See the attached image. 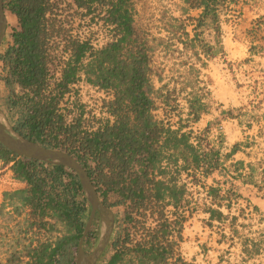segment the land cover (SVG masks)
I'll use <instances>...</instances> for the list:
<instances>
[{
	"label": "trees",
	"instance_id": "1",
	"mask_svg": "<svg viewBox=\"0 0 264 264\" xmlns=\"http://www.w3.org/2000/svg\"><path fill=\"white\" fill-rule=\"evenodd\" d=\"M184 1L203 4L204 15L215 20L216 6L225 0ZM2 2L4 10L16 17L15 24L6 29L8 44L0 51V80L9 89L4 104L14 111V129L21 135L75 156L101 201L113 210L112 254L104 264H117L125 253L134 254L140 264H192L179 249L186 217L174 212L176 217L170 219L166 213L167 205L175 209L188 205L184 187L176 184L174 175L169 176L168 166L181 161L184 171L202 168L205 175H211L219 168L218 149L202 139L195 147L189 141L190 131L173 129L154 116L153 47L149 35L135 23L132 0H74L77 7H86L105 25L113 26L114 39L99 48L73 43V64L64 69L58 84L62 94L82 69L87 82L112 91L107 109L114 119L96 128L83 118L81 108L67 123L57 111L58 100L42 96L48 0ZM86 52L87 62L79 64ZM201 109L196 100L190 104L194 121ZM0 160L11 163L15 180L26 184L24 189L5 194V199L20 202L30 214L24 231L17 230L27 244L13 240L8 264H74L73 249L90 209L76 174L60 164L20 157L1 144ZM209 193L217 197L218 189L209 187ZM206 212L210 218L223 217L215 208ZM147 218L153 226H146ZM52 221L65 229L53 245L43 236L53 229ZM139 227V238H131V230Z\"/></svg>",
	"mask_w": 264,
	"mask_h": 264
},
{
	"label": "crops",
	"instance_id": "2",
	"mask_svg": "<svg viewBox=\"0 0 264 264\" xmlns=\"http://www.w3.org/2000/svg\"><path fill=\"white\" fill-rule=\"evenodd\" d=\"M173 1L174 5L169 17L172 21L170 23L174 25L170 24L172 27L168 28L169 32H164L162 35L167 42L173 43L171 47L177 48V54L183 55L184 59L188 56V59L181 61L182 65L178 67L180 70L177 71V74L168 73L166 79H158L153 74L151 79L154 91L157 94V92L171 90L178 75L180 76L178 80L183 83L188 79L190 71L195 72L194 79H198L196 80L197 84L192 89L188 88L187 91L189 92L181 93V96L184 105L188 108L196 100L204 109L197 113L198 119L195 124L183 127L176 123L175 125L171 124V127L173 129L182 127L181 131H187L191 128L195 134L206 133L211 141L214 134L220 131L225 141L222 148L223 159L219 164L221 167L206 178V183L215 190L219 186L224 188L231 186L243 195L249 194L255 208L264 215V103L255 105L256 107L253 109L250 108L252 95H249L248 89L246 90L244 87L236 88L234 83L233 77L237 75L241 80L242 77H239L241 74L228 72L222 64V57L231 64L240 62L243 64V68L250 72L253 79H264V32L252 30L253 21L256 17L264 14V5L259 4L256 9L238 0L235 2L226 0L225 7L220 8L222 14L218 15L217 13V19L212 20L209 14L204 15L203 4L197 5L196 1ZM257 1L261 3L264 0ZM219 5L220 3L217 4V6ZM4 12L7 23L6 29H8L9 26L15 24L16 17L5 10ZM232 21L235 23L233 24ZM220 76H223L224 82L229 88L224 99L215 97L213 92L201 93L206 90L203 88V85L208 83L206 79L215 81ZM176 82L177 86L179 83ZM5 101L6 97L3 102ZM185 109L183 108V110ZM24 188H26V184L15 180L11 169L0 177L1 228L16 229L18 232L24 231L30 215L29 209L22 206L20 202L14 201L13 204L9 202V199H5V194L9 195L11 192ZM224 212L225 210L221 212L222 215ZM207 216L209 217V214L206 212ZM210 219L221 221L224 217ZM52 223V234L61 236L65 233L61 223L55 221ZM234 226L241 229L238 225ZM242 232L234 228L231 237ZM12 234L14 235L13 240L19 238V245L27 244V240L22 239L23 234L15 232ZM245 236L247 235L245 234ZM245 236H243L244 241L250 240V237L246 238ZM8 237L11 238L10 234ZM226 238L228 239V237H224V239ZM218 239L212 240L210 245L207 244L211 247L207 250L208 257L214 256L209 260L207 259V262L204 261L205 264H217L223 256L227 261L222 260V264H264V254H258L264 239L252 243L251 247H245V257L241 255L237 245L232 246L231 238L227 243ZM199 242L202 246L203 242L200 240ZM229 248H232V252L226 254L225 252ZM221 253L226 255H221ZM185 259L187 260V258ZM117 264H140V261L134 254L125 253Z\"/></svg>",
	"mask_w": 264,
	"mask_h": 264
},
{
	"label": "built area",
	"instance_id": "3",
	"mask_svg": "<svg viewBox=\"0 0 264 264\" xmlns=\"http://www.w3.org/2000/svg\"><path fill=\"white\" fill-rule=\"evenodd\" d=\"M171 1L174 4V1ZM132 2L134 7V0H132ZM226 4L227 1L225 0L221 1L219 6H216V12L218 15L222 14V9L220 8L223 6L225 7ZM46 6L47 11L45 13L44 25L49 35L44 46L46 75L45 84L41 91L42 96H47L48 99L55 98L58 100L57 111L65 116L67 123L71 122L74 116L79 115L80 108L83 111V118L90 120V125L93 126V128H96L105 122L111 123L114 116L111 115L107 109V102L113 97L111 90L87 82L82 69L78 71L75 81L69 83L66 91L62 94H60L58 84L62 80L64 69L67 68L69 63L73 64V43H90L93 47L99 48L114 39V32L112 31L113 26L105 25L103 20L99 19V17L90 14L86 7H77L74 0H48ZM90 20L97 21L96 23H98L106 32L104 42L99 45H96L92 38H90ZM159 30L161 32H169L167 26L165 28L162 27ZM87 57L88 52L85 53V57L81 59L79 64L86 63ZM222 64L223 68L228 72L241 74V76H239L242 77L241 80H239L236 74L233 79H238L237 82L239 84L242 83V87L246 90L248 89L249 94L255 90V93H260V96L264 97V79H253L250 72L246 71L243 68V64L240 62L237 64H231L222 57ZM93 94H96V99L93 98ZM156 100L157 99L155 98V101ZM185 108L186 109L180 117L181 119H187L189 125L186 124L183 127H188L195 124V121L193 120V114L190 112V108L187 106H185ZM154 113L155 109L153 110V114ZM154 116L157 118L155 114ZM157 119L168 124L164 119ZM169 125L171 126V124ZM188 131L191 132L189 141L195 147L199 145L201 139L204 140V144H207L208 147L217 146L218 161L220 164L223 159L222 148L225 145L223 134L220 131H217L211 141L206 133L201 132V134H195L191 128L184 132ZM219 146H221V148H219ZM162 164L163 166L167 165L166 162H163ZM181 165L182 162L178 161L177 165L170 164L168 167L171 171L169 176L174 175L176 178V184L184 187V200L189 202L188 199L192 196L194 201H196V195H201L205 198L206 205H208L207 209L216 208L220 212L225 210L223 213L224 218L226 215H229V218L234 215L237 217V221L244 223L245 227L243 232L244 234L246 233L247 238L250 237V240L244 241L242 237L238 238L232 236V246L237 245L241 255L245 257V247H251L252 243L260 242V239H264V215L262 212L255 208L249 194L243 195L231 188V186L229 188L219 186L218 196L214 197L209 193L210 186L206 183V178L210 175H205L202 168L184 171L181 169ZM227 174L230 175L229 172H227ZM184 210L185 207H178L175 209L171 204L166 206V213L168 216L170 215V219L176 217V215H173L174 212L186 217ZM241 218L243 220H241ZM184 222H182V236ZM43 236L44 239L48 240L52 245L56 238L59 237V235L52 234V230L47 232L44 231ZM131 238H133L132 233ZM182 241L180 242V245L182 244ZM231 252L232 248H229L228 254ZM258 254H264V242L263 245L260 246Z\"/></svg>",
	"mask_w": 264,
	"mask_h": 264
},
{
	"label": "rangeland",
	"instance_id": "4",
	"mask_svg": "<svg viewBox=\"0 0 264 264\" xmlns=\"http://www.w3.org/2000/svg\"><path fill=\"white\" fill-rule=\"evenodd\" d=\"M238 1H241L243 4H248L256 9L258 8L259 4L264 5V1H261V3H259L257 0L254 1L238 0ZM134 4H135L134 5L135 19H136L135 23L149 35L150 44L153 47L152 69L154 71L155 77L163 80L166 79L168 73L177 74V71L180 70L178 67L182 65L181 61L187 60L188 56L184 59L182 57L183 55L177 54L176 53L177 48L171 47L173 43L169 41L167 42V40L162 35L164 32H161L159 30L162 27L165 28L166 26L169 29L172 27L170 24L173 23H170L172 21L170 20L169 15H171V9L174 5L173 2L171 0H134ZM262 16H264V14H261L260 17H256V19L253 21L252 30L254 32H264V17L261 18ZM96 22L97 21L90 20V38H92L93 42L96 45H99L100 43L104 42L106 38V32ZM232 23L234 24L235 22L232 21ZM8 40L9 37L5 32V36L0 45V51L4 50L5 46L8 44ZM1 64L2 63L0 62V72H1ZM195 75H196L195 72L190 71L188 79L186 80V82L183 83H181L182 82L181 80H178V78L180 77L178 75V78L173 83L171 90H166L164 92L162 91L159 93L157 92L156 94L157 100H156L155 113H154L157 116V118L164 119L168 124H172V125H175L176 123H178L181 126H184L186 124L189 125L187 119H181L180 117V115L182 116L184 112L183 108H185L181 93L189 92L187 91V89L188 88L192 89L193 86L197 84L196 80L198 79H194ZM237 80L234 79V83L237 85L236 88L242 87L243 86L242 83L239 84ZM176 81H178L179 83L177 86H176L177 83ZM206 82L208 83L203 85V88L204 89L206 88V90H204V92L202 91L201 93L209 94L213 92L215 97L222 99H224V97H226V95L228 94L229 88L228 85L225 84L223 76H220L215 81H211V80L209 81L208 79H206ZM250 93L252 94L250 108L253 109V107H256L255 105L264 103V97H261L260 93H255V90ZM8 94H9V89L0 80V109L5 114V117L9 122V125L14 127L16 120L15 114L13 113L14 111L7 110L8 108L3 102L4 98ZM95 95L96 94H93L94 99L97 98L95 97ZM10 166L11 163L4 164L3 161L0 160V177H2L7 170L11 169ZM188 201H189L187 203L188 205L185 206V210H184L186 215V221L184 222V226H183V241L182 244L180 245V251L190 263L205 264V262H207V259L209 260L210 258H212V256H214L211 255L210 258L208 257L209 253H207V250L208 248L211 247H209L207 244L210 245V242H212V240H215L217 238H219L218 239L219 241L223 240V242L227 243L230 238L232 239L231 237L232 229L235 228L237 231H243L245 225L244 223H241V221H237V217H235L234 215H232L231 218H229V215H226L225 218L221 221H216V220L213 221L208 216L206 217V209L208 205H206L205 198L201 195L198 194L196 195V201H194L192 196L190 197V199H188ZM89 213H90V209H88L87 211V216H89ZM241 220L243 219L241 218ZM100 221H101L100 217L96 215L94 217V220L90 226L87 235L84 238L82 246L85 253H89L92 251L99 238L100 228H101ZM153 224L154 223L152 219L147 218L146 226H153ZM233 225H238V227H241V229H238L235 226L233 227ZM0 229H2L0 230V264H8L7 261L11 257L14 251L10 246L13 244L12 238L14 235L12 233L13 232L17 233V230L16 229L7 230V228L4 227L3 228L0 227ZM140 230L141 227H139L138 230L136 229L131 230L132 237L139 238ZM9 234L11 238L8 237ZM245 234L244 232H242L241 234H238L235 237L238 238L242 237V239L244 240L243 236H245ZM224 237H228V239L227 238L224 239ZM199 240L203 242L202 246H200L201 243L199 242ZM76 251H77V245L73 249L75 256H76ZM225 253L227 254L228 251H226ZM111 254H112V249L111 247H109L108 244L106 250L100 257L97 264H104L110 258ZM223 254L224 253H221V255ZM23 260H25V258L22 259V261ZM222 260L227 261V259H225L223 256L219 259V262H217V264H222L221 263Z\"/></svg>",
	"mask_w": 264,
	"mask_h": 264
},
{
	"label": "water",
	"instance_id": "5",
	"mask_svg": "<svg viewBox=\"0 0 264 264\" xmlns=\"http://www.w3.org/2000/svg\"><path fill=\"white\" fill-rule=\"evenodd\" d=\"M6 27V15L4 12L3 2L0 0V45L5 36ZM0 144L20 157L33 158L53 164H60L72 170L76 174L83 196L90 205V213L84 226L83 233L77 242L74 264H97L109 244L114 228V214L113 211L99 198V195L82 164H80L75 156L66 150L49 147L21 135L14 129L13 126L9 125V122L1 109ZM96 215H98L101 220L99 238L92 251L85 253L82 244Z\"/></svg>",
	"mask_w": 264,
	"mask_h": 264
}]
</instances>
